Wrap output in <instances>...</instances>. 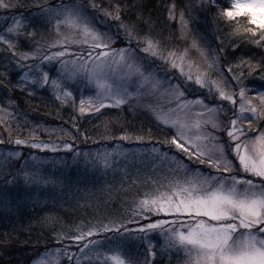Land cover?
Segmentation results:
<instances>
[{"label": "snow or ice", "instance_id": "snow-or-ice-1", "mask_svg": "<svg viewBox=\"0 0 264 264\" xmlns=\"http://www.w3.org/2000/svg\"><path fill=\"white\" fill-rule=\"evenodd\" d=\"M20 6L0 0V9L6 11ZM32 7L35 11L28 23H22L23 15L13 17L0 34L6 66L19 70L21 91L29 83L51 86L55 99L75 112V92L81 89L79 117L104 115L103 110L109 108L128 106L135 111L142 107L165 133L163 139L145 142L143 128L138 135L121 128L119 136L114 132L109 136L106 125L105 139L134 140L148 149L140 155L150 172L141 178L140 168L134 176L125 169L121 183L127 185L123 190L130 199L125 200L123 213L60 231L53 226L51 239L60 247L38 252L34 264H60L64 258L68 264H157L156 257L165 253L169 264L173 260L175 264H264V91L250 99L245 87L237 93L231 83L241 85L245 71L249 75L264 71V58L255 63L243 57L229 61L225 44L231 41L233 52L240 47L236 41L264 48V0H208L207 11H214L217 25L228 30L211 51L201 48L194 36L188 43L191 34L185 11L180 12L178 22L180 37L188 46L180 50L154 38L150 20L138 16L136 21L129 17L125 22V9L139 8L137 4L117 3L109 10L95 0H35ZM97 14L104 18V28L97 24ZM168 19L176 20L174 4L168 9ZM35 20L44 29L39 40L36 31L26 32ZM117 42L123 46L115 47ZM21 46L30 51H18ZM192 49L202 61L195 72L189 60ZM160 67L166 70L168 87L157 71ZM213 71L221 79H212ZM193 84L206 89L207 96L188 99L186 90ZM83 90L90 95L85 98ZM206 100L212 101L211 106ZM217 100L227 104H217ZM0 111L4 112L0 122H4L7 110ZM79 117L73 116L74 127ZM38 129L30 130V139L19 138L21 133L13 140L11 132L7 141L0 139V145L64 153L48 161L30 154L21 165L28 185L58 183L54 174L47 175L44 165L67 166L66 156L74 163L83 159L86 165L105 170L116 167L117 156L137 157V153L119 150V145L108 151L111 144L103 151L81 153L75 150L79 137L74 132L45 130L65 138L46 142L37 138ZM147 135L153 136L151 126ZM88 139L85 135L84 142ZM22 155L9 150L0 159L19 160Z\"/></svg>", "mask_w": 264, "mask_h": 264}, {"label": "rangeland", "instance_id": "rangeland-1", "mask_svg": "<svg viewBox=\"0 0 264 264\" xmlns=\"http://www.w3.org/2000/svg\"><path fill=\"white\" fill-rule=\"evenodd\" d=\"M128 1L129 0H116V1L105 0L103 4H105L106 6L104 5L101 6L103 8H108L109 10H114L117 3L123 6L127 4ZM4 2L8 3L9 0H4ZM11 2L18 3L21 6L19 8L10 9L7 11L4 9H0V34H3L6 28L13 23L12 20L13 17L18 19L21 17V15H23L25 19L22 20V23H28L27 18H29L30 14L35 11V10H31L32 5L35 3V0H11ZM55 2L56 0H50V3H55ZM80 2L87 3L88 0H80ZM110 5L111 7H109ZM170 7H172V4H170L167 8L165 7L164 11H162L163 9L161 8V12L159 13L156 10L154 14L155 16L159 17V15L162 14L163 12L161 19H164V22L170 24L172 27L168 25V28H166L162 23V25L166 28V30L161 28V30L158 33L155 31V29H153L152 33L154 38L161 40L165 43H168L170 47L183 50L188 45H186L184 40L180 37V32H179L180 25L178 21H179L180 12L184 10L181 7H176L175 8L176 20L173 21L168 19V9ZM89 11H91V9H89ZM129 11H132L131 7L125 9L126 14L124 17H126ZM212 17L208 16V18H206L200 16L198 19L199 23H195L194 16L191 13L190 8H187V10L185 11V19L188 21V30L191 34L189 36V41H188L189 44L191 43V38L194 36L195 38L200 40V46L205 50L211 51L212 49H215L217 47V45L220 43V40L224 37V35H222V29L219 34L218 28H220L221 25L215 28ZM96 22L100 28H104L106 26L104 23V18L99 14H97ZM107 26H111L113 30H115L114 24L109 23ZM147 27L145 29H147ZM43 30L44 29L42 24L38 20H35L33 21L32 24H30L27 27L26 32L30 33L36 31L38 35L37 39L39 40L40 33L43 32ZM12 39L15 41L14 36L12 37ZM23 39L24 37L22 36L21 40ZM122 46L123 45L120 42H117V44L115 45V47H122ZM3 47L4 46L0 45V96L1 99L3 97L6 98L4 104L6 106H11L10 104L13 103L11 98H13L14 94H18L22 97H25L27 100L34 99L32 100V103H34L35 105L46 106L48 102L46 101L44 94L41 93L43 96L40 95L36 96L37 92H40L42 90H44L48 95H50L52 99H55L51 86L42 87L40 84L32 85L29 83L27 89L25 91H21L17 86V80L19 78V70L16 69L14 65L6 66L8 65V61L4 58L5 54L2 51ZM17 50L20 52L30 51L29 48L23 46L18 47ZM189 60L192 61L193 63V72L196 71L197 65H202L201 58L199 57V54L195 51V49H192L190 51ZM157 63L159 64L160 62L157 61ZM45 67L50 68L51 65H47ZM226 67L227 66H225V71H226ZM218 69H219V65L217 66V70ZM203 70L204 68L201 67V71ZM157 71L161 78H165V87H168L165 68L160 67L159 69H157ZM8 73H11V75L9 76ZM244 74L246 77H244L241 85L237 86L235 81H232L231 83L234 86V90L237 93L239 92L240 87H245L248 90V97L252 99L253 97H256L259 92L264 91V87L250 85L249 84L250 77L248 72L245 71ZM210 75L212 79H216V80L221 79V77L217 75L215 71L211 72ZM228 76L230 77L231 74H228ZM175 82H176L175 80L172 81V83ZM181 82L183 81L181 80ZM5 85H7L8 87H6ZM82 94L85 98L90 95V93L87 90H83ZM186 94L188 99H193L197 97L202 98L204 96H207V90L199 89L198 86L193 84L192 87L186 90ZM75 99H76L77 110L74 116L79 117L78 107L81 99V89H77V91L75 92ZM206 103H209V105L211 106L212 101L206 100ZM215 103L227 104V102H221L218 100L215 101ZM254 103L258 104L259 101L254 100ZM67 107L69 109H72L70 105H67ZM125 107L129 109L128 110L124 108V111L122 112L124 113L123 121L125 123L127 122L128 118L135 117L136 120H138V122L145 123L144 129L148 130L150 126L152 127L153 136L151 137L153 141H155L156 139L164 138L165 133L154 126V122L150 113L145 111L142 107L137 108L135 111L131 110L128 106ZM228 107H231V105H228ZM2 109H6L8 113V115L5 118V121L0 122V139H4L5 141L8 140L10 132L11 134L13 132L14 135L13 140H15V137L18 136L17 130L22 132V135H20V137L23 136L24 138L21 139H30L31 137L30 130L37 128V126H39L36 135H38L37 136L38 139L39 137L47 138V139H42L43 141L47 142V140H49V141L60 142L62 139H65L63 137H60L59 135H49L48 132L45 131V130L50 131L52 129L64 128L65 130H70L74 132L79 137V139L76 140L79 146H86V150L93 149L95 146V144L92 143L93 140H91L90 137H88L89 139L85 143L84 139L79 135L78 132H76V128H79V130L83 131V128L85 127V126L82 127L80 125L81 117L75 120L74 122L75 127H74L73 115L69 116L68 113L63 112L62 110L64 108L56 107V110H58L59 112L49 113L46 116V118H48V121H46V123L43 122L41 123L38 120L37 116L35 115H33L32 117L27 116L31 112H33L32 110L27 109L26 118H30L31 121L29 122V124L28 122H26V118L24 117L25 113L22 110H20V112L22 113L21 114L19 111L11 110L10 108L0 107V110ZM62 113H64V115ZM96 115L91 114L88 117L87 114L84 117H82L86 119L85 125L88 124L89 122L91 125H95L93 122L88 120V118H94ZM0 116H4L3 111H0ZM20 117L21 119L19 121L18 118ZM14 118H16V122L14 121ZM35 122L36 124L34 126ZM102 124H104V122L100 124H96L95 125L96 128L94 130H96L97 132L99 129L100 131H103L104 134L106 131V127L102 128L103 126ZM106 125L108 126L107 128L108 135L111 136L114 130V125L111 122V120L105 123V126ZM261 126L264 127V124H262ZM244 127L245 128L247 127V121H244ZM88 133L92 135L93 131ZM144 135H145V142L150 140L151 137L147 135V132L144 133ZM101 142L108 143V145L109 144L112 145V147L107 148V150H111V151L117 150V145H119L120 146L119 150L137 153V157L133 159L131 156H129L128 159L125 160L123 157L117 156L116 159L119 161V163L116 165L114 169L109 168L107 170L103 168L96 169L91 164H89L84 169H80L78 163L69 162L67 166H64L65 168H67L65 172L66 174H62L58 172V168H55V171L57 173H54V175L58 183L56 184L49 183L45 185L43 182H41L39 186L26 184L24 181L23 171H21V165L24 163L25 159H30V154H34L33 152L34 149H29L16 145H10L8 143L0 145V155H6L9 150L21 151L23 154L19 160H16L15 158L8 161L0 159V219L5 223L9 220V224L13 228L20 227L19 229H21L22 224L28 221L29 217H32V224L40 226L43 229V235L46 236L47 229L59 225L56 216H60V214L66 216L75 215L76 224L82 223V219L88 220L89 218L91 221L95 222L96 220L104 219L111 215H117L116 207H112L114 204H110L109 202L111 200L118 206L126 205L125 200L130 199V194L127 197L125 196L123 188L127 187V185L125 184L122 187V183H121V181L124 179L125 169L128 171V173L134 176L137 168H140L142 170L141 178H143L145 174H148L150 172V165H148L147 161L143 159V157H141L140 155L141 153L146 152L148 149L144 148L143 146L137 145L134 140L130 142L120 141L117 143L109 142V141H101ZM124 143L130 146L131 148L127 149L124 146ZM106 147L107 146H103L102 149H106ZM59 155L61 156L60 153ZM40 158L49 160V158H45V157H40ZM53 159L55 158L54 157L50 158V160ZM47 166L50 167L49 165ZM30 170L31 169H27L26 171H30ZM48 176L51 177L52 175H48ZM103 177L104 180H102ZM2 178H5V182H2L1 180ZM100 179L103 184L102 188H94L88 185L90 181L96 183ZM6 181L8 183H6ZM4 201H6V203H4ZM15 233L24 234L22 231H15ZM57 247H60V245L54 244V245L21 246V245L13 244L11 242L10 245H4V248L0 247V254L3 251L9 253L8 250H11L14 254L20 255V257L23 260V264H34V260L37 258L38 252L41 254H45L47 251H51ZM71 251H78V249L72 248ZM137 251H142V250H137ZM169 259L170 257L167 253L163 255H158L156 257V261L159 264H169ZM60 264H68L67 259L66 258L62 259ZM172 264H175V260L172 261Z\"/></svg>", "mask_w": 264, "mask_h": 264}, {"label": "trees", "instance_id": "trees-1", "mask_svg": "<svg viewBox=\"0 0 264 264\" xmlns=\"http://www.w3.org/2000/svg\"><path fill=\"white\" fill-rule=\"evenodd\" d=\"M105 0H95V2L97 4L100 5H104L106 6L104 3ZM109 1V0H108ZM111 1H116V0H111ZM56 2H58V0H56ZM67 2V0H66ZM203 2L204 7L201 8V3ZM128 5H132V4H137L140 5L139 8H132V11H129L128 14L126 15V17H124V19L127 21V19H129V17L131 18L132 21H136L138 16H142L144 20H150L151 21V30L153 32V29H155L156 32L159 33V31L162 29L166 30V28H168V25L170 27H172L170 24H167L166 22H164V19H161V16L163 14H160L159 17L155 16L154 12L157 10V12H161V8L163 9L162 11H164L165 7L167 8L170 4H174L175 8L176 7H181L184 11L187 10V8H190L191 13L194 16V21L195 23H199L198 19L200 16L206 17L208 18V16H214L215 12L214 11H207L208 8V0H129ZM117 5V4H116ZM121 5V4H120ZM165 6V7H164ZM150 8V9H148ZM31 10H35L34 7L31 8ZM151 10V11H150ZM206 11V12H205ZM213 19V17H212ZM125 21V22H126ZM214 22V26L215 28H217V23L216 21L213 19ZM153 23V24H152ZM166 27H164L163 25ZM172 24V23H171ZM147 26H145L146 28ZM36 28V27H35ZM222 29V35H226V31H228L227 29H225L224 25L221 24V27L218 28L219 30V34L220 31ZM147 30V29H145ZM37 33V32H36ZM223 37V38H224ZM225 44L228 48V52L230 53L229 56L227 57V59L229 61H234L236 58H240L243 57L245 59H252L253 62H258L260 61L262 58H264V48H257L255 45L249 44L246 41H236L237 43H239L240 47L233 52L232 50V42L225 40ZM10 70V68H9ZM244 77L245 74H244ZM250 77V81L249 84L252 86H262L264 87V71H256L254 72V74L249 75ZM8 87V86H6ZM44 94L46 101L49 103H47L46 106H40V105H35L34 103H32V100H27L25 97H22L18 94H14L12 101L13 103H11V106H8L9 108H13L14 110H17L20 112V110H22L25 115L24 117L26 118V113H27V109L32 110L33 112H31L29 115L32 117L33 115L37 116L38 120L42 123H46V121H48V118H46V116L49 113H57L59 112L58 110H56V107H60V108H64L62 111L68 113V115H73L76 114V111L74 112L72 109H69L67 107V105H61V103L59 101H57L56 99H52L50 95H48L44 90L37 92L36 96H43L42 94ZM12 94V93H11ZM49 97V98H48ZM6 98L3 97L0 101V106H2V101H5ZM124 110L121 109H116V108H111L110 111L106 110L104 111V115H98L96 116L95 120H93L92 122L96 125V124H100L102 122H104V124H102V128H105V123L109 122L111 120V122L114 125V130L113 132L115 133V135H120L121 128H125L128 132L133 133V134H142L139 132V130L141 128L144 129L145 127V123H140L138 122V120H136L135 117H131L127 119V122L125 123L123 121V117H124V113H122ZM21 113V112H20ZM22 114V113H21ZM64 115V113H62ZM90 116V114H88V117ZM21 117L18 118V120L20 121ZM88 120H90V118H88ZM14 121L16 122V118H14ZM85 121L86 119L81 117V121H80V125L83 128V131L79 130V135L84 139L85 135H87V137H90L91 140L93 141H98L99 143H94L95 146L93 149L87 150L86 151V146H79L78 144L75 145V150L76 151H80L81 153L84 152H92L95 153L96 150L99 148L101 151L105 150L102 149L103 146H107L108 143H102L101 141H109V142H120V141H114L111 139H105L103 134V131H100L98 129V131L96 132V130H94L96 127L95 125H91L90 122L88 124L85 125ZM26 122H31L30 118H26ZM92 123V124H93ZM36 122L34 123L35 126ZM33 125V123H32ZM17 126V125H15ZM92 128V129H91ZM93 134L90 135L88 132H92ZM147 132V129H144V133ZM18 134H21L22 132L17 130ZM143 133V134H144ZM38 136V135H37ZM17 138V136L15 137V139ZM19 138L20 135H19ZM12 139H14V135L12 132ZM39 139H47L45 137H39ZM152 141V137L150 138ZM49 141V140H47ZM13 145V144H10ZM124 146L126 148L130 147L127 144L124 143ZM33 152H35V149L33 150ZM47 156H56L55 159H57L58 156H60L59 154L56 153H48ZM61 156H64V153H61ZM67 160V164L69 162H73L70 156H66L64 157ZM74 163V162H73ZM47 165H49L50 167H48ZM45 164L44 168L47 170V174L48 175H53L54 173H57L55 171V168H53L50 164ZM80 169H84L86 168L89 164L86 165L85 161L83 159H81L78 163ZM67 168L65 167H61L58 168V172L62 173V174H66ZM102 180H104V177L102 178ZM89 186L94 187V188H102L103 184L101 182V179L99 181H97L96 183L93 182H89L88 183ZM67 195V194H65ZM65 197V196H64ZM110 204H114L112 207H116V214H120L123 213L125 211L126 205L124 206H118L116 205L113 201L110 200L109 202ZM57 221L59 222V225L54 226L56 228L57 231L61 230V227H63L64 229H67L69 227H71L73 224H76V218L75 215H62L60 214V216H56ZM85 221H90V219L88 218V220L82 219V222ZM20 228V227H19ZM19 228H13L10 224H9V220L5 223L0 219V247L4 248V245H10L11 242L13 244L16 245H21V246H35V245H54L56 244L51 237H53L55 235L54 232L51 231V228L47 229L46 231V236L43 235V229L38 226V225H34L32 224V217L28 218V221H26L24 224H22L21 229ZM15 231H22L24 234H17L15 233ZM7 247V246H6ZM5 247V248H6ZM9 253H6L5 251H3L0 254V264H23V260L20 257L19 254H14L11 250H8Z\"/></svg>", "mask_w": 264, "mask_h": 264}]
</instances>
